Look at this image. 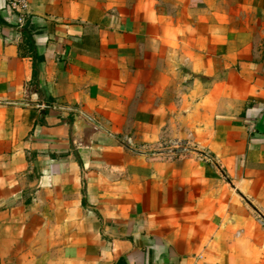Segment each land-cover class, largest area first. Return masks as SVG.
<instances>
[{"label": "crops", "instance_id": "crops-1", "mask_svg": "<svg viewBox=\"0 0 264 264\" xmlns=\"http://www.w3.org/2000/svg\"><path fill=\"white\" fill-rule=\"evenodd\" d=\"M0 264H264V0H0Z\"/></svg>", "mask_w": 264, "mask_h": 264}, {"label": "trees", "instance_id": "trees-1", "mask_svg": "<svg viewBox=\"0 0 264 264\" xmlns=\"http://www.w3.org/2000/svg\"><path fill=\"white\" fill-rule=\"evenodd\" d=\"M21 32H22V35L24 37V41L29 48V51H31V57L34 60V62H33V68H34L33 76L35 77L37 74V70H36L37 67L35 65V60L39 62L42 60V57L40 55H37L35 50H34L35 45H34V40H33V32H32V28L30 26L29 21H26L24 23V25L22 26ZM53 105H54V103L52 102V99L49 98L48 101H46V103L44 104V107L46 109H48L49 107H53Z\"/></svg>", "mask_w": 264, "mask_h": 264}, {"label": "built area", "instance_id": "built-area-1", "mask_svg": "<svg viewBox=\"0 0 264 264\" xmlns=\"http://www.w3.org/2000/svg\"><path fill=\"white\" fill-rule=\"evenodd\" d=\"M7 5L13 12H24L28 6V0H7Z\"/></svg>", "mask_w": 264, "mask_h": 264}, {"label": "water", "instance_id": "water-1", "mask_svg": "<svg viewBox=\"0 0 264 264\" xmlns=\"http://www.w3.org/2000/svg\"><path fill=\"white\" fill-rule=\"evenodd\" d=\"M121 143L123 142L122 140H119ZM124 144V143H123ZM125 146L127 147V148H130L127 144H125ZM131 149V148H130Z\"/></svg>", "mask_w": 264, "mask_h": 264}]
</instances>
